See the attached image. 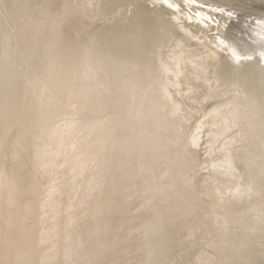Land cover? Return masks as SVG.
Returning <instances> with one entry per match:
<instances>
[{"label": "clouds", "instance_id": "clouds-1", "mask_svg": "<svg viewBox=\"0 0 264 264\" xmlns=\"http://www.w3.org/2000/svg\"><path fill=\"white\" fill-rule=\"evenodd\" d=\"M194 3L31 0L17 23V0H0V264H264V103L244 79L257 61L264 79V48L230 56L223 88L239 116L224 121L223 161L209 165L179 124L157 141L123 106L111 69L137 54L96 28L135 31L148 58L165 40L207 41L196 57L207 75L217 46L184 27L211 22ZM252 29L264 33V18Z\"/></svg>", "mask_w": 264, "mask_h": 264}, {"label": "bare ground", "instance_id": "bare-ground-1", "mask_svg": "<svg viewBox=\"0 0 264 264\" xmlns=\"http://www.w3.org/2000/svg\"><path fill=\"white\" fill-rule=\"evenodd\" d=\"M17 4L19 11L16 22L19 23L20 17L25 16L30 9L31 0H17ZM181 7L183 8V4ZM219 8H224L225 13L213 11ZM162 10L165 13L171 12L163 7ZM197 11L201 13L200 19L210 17L211 22L185 20L184 27L201 40L207 36L217 46L212 49L216 52L217 59L210 65L212 71L207 75L202 71L207 65L196 59L203 54L205 47H209L207 41L203 44L188 41L184 47L177 48L168 46L165 40L163 47H158L156 54L148 58L143 55L142 40L135 31L100 24H97L96 28L114 46L122 51L137 54L111 69L113 80L123 90V106L141 113L157 141L170 136L172 126L179 124L185 135L198 146L201 161L212 165L223 161L220 153L223 143L218 142L216 138L224 121L239 116L231 107L232 96L226 95V89L223 88V84L233 79L226 71L230 65V56L236 55L237 51H257L264 48V33L258 29L248 31L255 19L264 18V0H195L192 13ZM228 11L239 13L235 21L230 22L231 18L226 15ZM250 19L251 22L248 21ZM205 24H208L207 28L204 27ZM4 26L5 21L0 18V30ZM173 34L176 38L182 36V33L175 31ZM13 59L18 66L13 70L22 71L24 58L17 53ZM257 63L258 61L245 64L244 79L248 93L264 103V79L259 75ZM148 84H151V87H147ZM161 108L166 113H170L174 108L178 111L176 116H168L162 120L159 119ZM2 119L0 116V138L4 133ZM179 162L178 157L177 163ZM177 254L179 255V252ZM50 255L60 256L62 250L59 253L54 251ZM51 264L61 262L54 259Z\"/></svg>", "mask_w": 264, "mask_h": 264}]
</instances>
